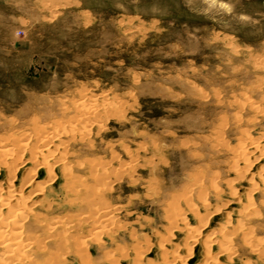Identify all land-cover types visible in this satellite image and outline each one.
Wrapping results in <instances>:
<instances>
[{"label":"rangeland","instance_id":"rangeland-1","mask_svg":"<svg viewBox=\"0 0 264 264\" xmlns=\"http://www.w3.org/2000/svg\"><path fill=\"white\" fill-rule=\"evenodd\" d=\"M262 136L264 0H0V147L27 145L0 189L56 224L35 263L264 264Z\"/></svg>","mask_w":264,"mask_h":264},{"label":"bare ground","instance_id":"bare-ground-1","mask_svg":"<svg viewBox=\"0 0 264 264\" xmlns=\"http://www.w3.org/2000/svg\"><path fill=\"white\" fill-rule=\"evenodd\" d=\"M83 104V103H82ZM74 105H76V104H74ZM73 105V106H74ZM77 105H79V106H81L80 105V103L79 104H77ZM75 107V106H74ZM78 109V108H77ZM81 109H82V106H81ZM85 108L83 107V110H84ZM80 109H78L77 111H79ZM79 113V112H78ZM81 115V114H80ZM83 116V115H82ZM82 118V117H81ZM80 118V119H81ZM87 118V117H86ZM85 118V119H86ZM96 118V117H95ZM76 119V118H75ZM78 119H79V117H78ZM83 119V118H82ZM81 119V120H82ZM77 120V119H76ZM76 120H75V122H76ZM87 120V119H86ZM64 121V120H63ZM68 121V120H67ZM73 121V120H72ZM54 122V121H53ZM69 122V124H70V120L68 121ZM81 121H79V123H80ZM84 122V121H83ZM86 122H88V121H86ZM37 123V122H36ZM65 124V123H64ZM74 124V123H73ZM77 124V123H76ZM80 124H82V123H80ZM88 124V123H87ZM60 125H61V123H60ZM66 126V125H65ZM35 127H37V126H35ZM41 127V126H40ZM70 127V126H69ZM82 127H84V124H82ZM42 128V127H41ZM61 128V127H60ZM48 129V128H47ZM36 130V129H35ZM35 130H34V132H35ZM41 129L39 128L38 129V133L36 134L37 136H38V138H36V139H39V141H41L42 143H40V145L37 147H35V145L37 144H35V143H33V146L35 147H33V148H31L32 146L30 145V147H27V148H30V149H33L34 151V153L32 152V157L31 158H34V160L36 161V158H35V156H36V154H39L40 155V153L44 150V142L42 141V140H40V135H42V134H40V132L42 131H40ZM43 130H46V129H43ZM63 130V129H62ZM45 132H47V131H45ZM49 132V131H48ZM47 132V133H48ZM20 133V132H19ZM41 133H43V131L41 132ZM47 133H45L46 135H47ZM50 133V132H49ZM59 133H61V132H59ZM58 133V134H59ZM45 134H43L44 136H46ZM18 135V134H17ZM16 135V136H17ZM49 135V134H48ZM47 135V136H48ZM15 136V135H14ZM21 136H22V134H21ZM26 136V135H25ZM35 136V135H34ZM36 136V137H37ZM50 136H51V134H50ZM49 136V137H50ZM57 136V135H56ZM59 136V135H58ZM23 137V136H22ZM27 137V136H26ZM42 137V136H41ZM48 137V138H49ZM54 137V136H53ZM52 137V138H53ZM263 137V136H262ZM11 138V137H10ZM17 140H18V138L17 137H15ZM21 138V137H20ZM19 138V139H20ZM47 138V140H49V139H51V138H49L48 139ZM55 138H57V137H55ZM264 138V137H263ZM35 139V138H34ZM43 139V138H42ZM44 139H46V138H44ZM59 139V138H58ZM11 140H15L14 139V137H13V139H11ZM17 140H15V141H13V142H16ZM24 141V140H23ZM26 141V140H25ZM39 141H37V142H39ZM45 142H47L48 143V141H46V140H44ZM56 141V140H55ZM22 142V141H21ZM27 142V141H26ZM36 142V141H35ZM51 142V141H50ZM6 144V143H5ZM12 144V143H11ZM27 144H29V143H27ZM35 144V145H34ZM239 144V143H238ZM257 143H255V145H256ZM1 145H2V143H1ZM45 145H50V143L49 144H45ZM4 146V145H3ZM0 147V156L1 157H3V158H1L0 159V166H5L7 169L6 170H8V173L7 174H9V172H10V179L11 178H15L16 177V171H17V168L15 167V165H13V163L11 162V160H9L8 161V158L9 157H11V155H13L14 156V154L15 153H17V152H20L22 149H23V147H24V149L23 150H25V148H26V143L25 144H23V143H14V145H13V147H11L12 149H10V148H8L7 149V147ZM40 146H42V147H40ZM240 146V145H239ZM254 146V145H253ZM260 146H263V145H260ZM259 146V144H257L256 145V147L257 148H259L260 147ZM51 147V146H50ZM246 147V146H245ZM255 147V148H256ZM49 148V147H48ZM243 148V147H242ZM257 148H256V150H257ZM47 149V148H46ZM50 149V148H49ZM261 149V148H260ZM259 149V150H260ZM262 149H263V147H262ZM258 150V153H259V155H261L262 154V152L261 151H259ZM32 151V150H31ZM31 151H30V153H31ZM50 151V150H49ZM55 151V150H54ZM242 151V150H241ZM264 151V150H263ZM52 152H53V150H52ZM52 152H50V153H52ZM239 152V151H238ZM238 152L236 153V154H238ZM21 154V153H20ZM53 154L54 153H52V156H53ZM9 155V156H8ZM19 155V154H18ZM240 155V154H239ZM262 156V155H261ZM264 156V155H263ZM6 157H8V158H6ZM16 157V156H15ZM20 157V156H19ZM51 157V156H50ZM242 156H240V158H241ZM244 157L245 156H243L242 158L244 159ZM13 159H14V157H13ZM13 159H12V161H13ZM16 159V158H15ZM15 159H14V161H15ZM46 158H44V160H45ZM245 159L247 160V157H245ZM59 160H60V158H59ZM61 160H62V158H61ZM55 162V161H54ZM36 163H37V161H36ZM60 163V162H59ZM245 163H247V162H245ZM39 164V163H38ZM41 165L43 164V165H45L46 163H44L43 161H42V163H40ZM36 165V164H35ZM42 165V166H43ZM48 165V164H47ZM38 165H36V167H37ZM46 166V165H45ZM62 166V165H61ZM65 167V166H64ZM249 167V166H248ZM52 168V167H51ZM49 166H48V180H49V182L50 181H52V179H53V177L51 176V174H52V172H51V169ZM233 168V167H232ZM241 168V167H240ZM64 169V168H63ZM236 170H237V168H235ZM260 170V169H259ZM31 171V170H30ZM25 172V173H23V175H22V182H21V185H20V188L22 187V188H24V187H29V186H32L33 185V183L35 182L34 180L38 177L37 176V173H35L34 171L33 172ZM238 172H237V174H239V176H242V174H244L243 172L241 173L240 171H239V169L237 170ZM246 171V170H245ZM244 171V172H245ZM262 171V170H261ZM66 172V171H65ZM90 172V171H89ZM54 175V174H53ZM260 175V174H259ZM37 176V177H36ZM55 176V175H54ZM80 176V175H79ZM249 176V175H248ZM7 177H8V175H7ZM6 177V178H7ZM71 177V176H70ZM76 178V177H75ZM97 178V177H96ZM9 178H7V180H8ZM68 179V178H67ZM67 179H66V181H67ZM240 179H241V177H240ZM45 180L46 181H48L46 178H45ZM99 180V179H98ZM102 180V179H101ZM100 180V181H101ZM198 180V179H197ZM264 179H262V181H263ZM99 181V182H100ZM234 181V180H233ZM10 182H12V181H7V183H10ZM67 182H71V180L70 181H67ZM66 182V183H67ZM95 183V182H94ZM196 183V182H195ZM198 183V182H197ZM10 184H12L13 185V183H10ZM35 184H38L37 182L36 183H34V185ZM40 184V183H39ZM38 184V187L39 186H41L42 185V183L39 185ZM68 184V183H67ZM71 184V183H70ZM77 184V183H76ZM76 184L74 185L75 187H76ZM96 184V183H95ZM69 185V184H68ZM67 185V186H68ZM72 185V184H71ZM7 186H9V187H7L6 188V190L4 191H2L1 189H0V264H37L38 263V261H37V258H36V262L37 263H35V258H34V252H32V251H37V250H39V251H43V252H45V250H46V247H47V245L46 244H44V241H43V238H42V240H41V242H43L42 244H41V242L39 241V242H37V243H35L36 241H38V240H35V237L37 236H33V234L32 233H37L36 231L37 230H46L47 229V231H49L50 229H53V228H55V226H53V225H56V224H48V222L47 223H45L44 221H43V219H41L40 218V216H38L37 214L36 215H32L33 216V218H31L30 219V221H27V219H28V216H29V212H30V208H28L30 205H27L26 203V205L24 204V202H25V199L27 198V197H29V195H32V197H38L39 195H41V193L44 191V189H43V186L40 188H35L34 190H31L26 196H22V197H20L18 194L16 195V196H14L12 193H14V192H12L11 193V188L12 187H10L11 185H8L7 184ZM73 185H72V187H74ZM82 186V185H81ZM2 187V186H1ZM0 187V188H1ZM34 187H37V185H35ZM71 187V188H72ZM74 187V188H75ZM93 187V186H92ZM263 187H264V185H263ZM3 188V187H2ZM75 189H77V188H75ZM264 189V188H263ZM17 190V189H16ZM20 190L21 189H19L18 190V193H20ZM68 190H69V188H68ZM72 189H70V191H71ZM231 190V189H230ZM29 191V190H28ZM72 192V191H71ZM74 192H75V190H74ZM74 194V193H73ZM182 194V193H181ZM237 195V194H236ZM174 198V197H173ZM28 199V198H27ZM203 200V199H202ZM94 202V201H93ZM92 202V203H93ZM29 204V203H28ZM88 204H89V202H88ZM173 204V203H172ZM46 205V204H45ZM89 206V205H88ZM96 209V208H95ZM95 209H91L90 210V214H91V211H95ZM99 209V208H98ZM105 209V208H104ZM167 210V209H166ZM108 212V211H107ZM176 212V211H175ZM96 211H95V215H96ZM105 213V212H104ZM103 213V214H104ZM109 213V212H108ZM103 214H101V215H103ZM180 214V213H179ZM194 214H195V212H194ZM107 215V214H106ZM175 215H177V214H175ZM57 216V215H56ZM84 216V215H83ZM89 216V215H88ZM104 216L105 215H103V218H104ZM91 217V216H90ZM112 217V216H111ZM86 218V217H85ZM93 218V217H92ZM98 218V217H97ZM103 218H102V220H103ZM171 218V217H170ZM81 219V218H80ZM18 220H20V221H18ZM45 220V219H44ZM47 220V219H46ZM52 219L50 218L49 219V223H50V221H51ZM55 220V219H54ZM57 220V219H56ZM55 220V221H56ZM60 220V219H59ZM58 220V221H59ZM88 220V219H87ZM99 220V219H98ZM109 220V219H108ZM110 220H111V218H110ZM171 220V219H170ZM55 221L53 222V220H52V222L53 223H55ZM93 221V220H92ZM60 222V221H59ZM111 222V221H110ZM170 222V221H169ZM57 223V222H56ZM63 223H65V222H63ZM62 223V224H63ZM94 223V222H93ZM96 223V222H95ZM105 223H107V222H105ZM172 223L173 224H175V225H177V224H179V223H181V224H183L184 223V218H183V216H176L175 218L173 217V219H172ZM67 224V223H66ZM99 224V223H98ZM101 224V223H100ZM93 225V224H92ZM63 226V225H62ZM66 226H68V225H66ZM183 226H184V224H183ZM96 227V226H95ZM176 227V226H175ZM185 227V226H184ZM49 229V230H48ZM60 229V228H59ZM62 229V228H61ZM60 229V230H61ZM68 229V228H67ZM66 229V230H67ZM106 229V228H105ZM185 229H187V228H185ZM65 230V229H64ZM93 230V229H92ZM107 230V229H106ZM96 231V230H95ZM97 231H98V229H97ZM105 231V230H104ZM25 232H30V234H26L25 235ZM57 232H58V235H62L63 234V230H62V234L61 233H59V231L57 230L56 231V234H57ZM65 232H67V231H65ZM89 232V231H88ZM53 233V232H52ZM90 233V232H89ZM50 234H51V232H50ZM54 234V233H53ZM64 234H67V236L69 235L68 233H64ZM62 235L61 236V239H62V241H63V243H65V241L63 240L64 238H65V235ZM197 234H199V233H197ZM54 236V235H53ZM53 236L51 235V237L53 238ZM66 236V237H67ZM69 236H71V235H69ZM97 236V235H96ZM187 236H189V235H187ZM196 236V235H195ZM56 237V236H55ZM63 237V238H62ZM78 237V236H77ZM51 238V239H52ZM57 238V237H56ZM79 238V237H78ZM96 238V237H95ZM188 238H190V237H188ZM192 238H194V237H192ZM54 239V238H53ZM52 239V240H53ZM59 239H60V237H59ZM76 239V238H75ZM204 239V238H203ZM51 240V241H52ZM56 240V239H55ZM65 240H67V238H65ZM205 240V239H204ZM209 240H211V239H209ZM68 241V240H67ZM79 241V242H78ZM85 241V240H84ZM83 241V239H81L80 238V240H77V242H76V244H78V245H82V243L81 242H84ZM96 241H98L97 239H96ZM193 242H194V240H192ZM57 242V241H56ZM211 242V241H210ZM58 243V242H57ZM79 243H81V244H79ZM34 244H37V248L36 249H33L32 250V248H33V246H34ZM55 244V243H54ZM205 245H204V249H205V258L203 257V261H202V263H200V264H212V263H214V261H213V258H212V256H210V255H208V253H207V249H208V243H207V240H205V243H204ZM53 245V244H52ZM56 245H58L57 246V248L56 249H58V247H59V244H56ZM64 245V247L67 245V243H66V245L65 244H61V246H60V248L62 249H64V247H62ZM85 245V244H84ZM84 245H82V247L80 248V246H78V248H75V251H77V250H80V251H77V252H75L76 254H77V256H79L78 257V259H79V262H81V264H90V262L88 261V259H87V257H86V252H84V251H86V248H84V247H86V246H84ZM187 245V244H186ZM70 246V245H69ZM223 246V245H222ZM221 245L219 246V248H220V252H223V251H225V248L224 247H222ZM77 247V246H76ZM136 247H137V245H136ZM49 249H51V248H49ZM53 249V248H52ZM55 249V250H56ZM59 250V254H55V253H57V252H55V253H53V254H50V252H49V257L48 256H46L47 258L43 261V260H41V262L42 263H44V264H64L66 261H67V259H66V251H64L63 252V249L62 250ZM66 249H69V248H66ZM83 249V250H82ZM54 250V249H53ZM53 250H52V252H53ZM142 250V249H141ZM186 250H188V249H186ZM190 250H191V247H190ZM51 251V250H50ZM60 251H62L65 255H61L62 253H60ZM68 251V250H67ZM83 251V252H82ZM80 253V254H79ZM135 253H137V252H135ZM140 253V252H139ZM188 253V254H187ZM186 254V256H182V260H180V262H181V264H186V261H187V259L191 256V254H192V251H190V252H187ZM39 254H41L40 252H39ZM46 254H47V252H46ZM109 254V253H108ZM166 254V256H167V253H164L163 251H162V255L164 256ZM52 255V256H51ZM139 254H137V255H135V258H136V256H137V258H139V256H138ZM161 255V254H160ZM44 256V255H43ZM43 256H42V258H43ZM162 256V257H163ZM166 256L165 257H163L164 259H165V261H163V262H165V264H170V262L172 261L173 262V260L175 261V260H177L178 259V256L175 254V253H173V256L170 258V259H172L171 261H169V259H166ZM38 257V256H37ZM41 258V259H42ZM134 258V257H133ZM133 259V260H135V261H137L138 259L136 258V259ZM38 259H40V257L38 258ZM108 260H110L109 262H111L112 263V259H111V257H109L108 258ZM132 260V262H134ZM163 260V259H162ZM116 260L114 259L113 260V262H115ZM40 262V261H39ZM171 262V263H172ZM116 263V262H115ZM135 263V262H134ZM137 263V262H136ZM113 264V263H112ZM117 264V263H116ZM133 264V263H132ZM163 264V263H162ZM198 264V263H197Z\"/></svg>","mask_w":264,"mask_h":264}]
</instances>
